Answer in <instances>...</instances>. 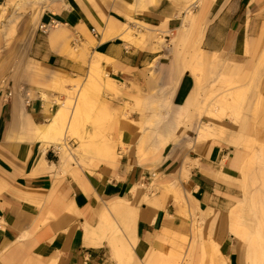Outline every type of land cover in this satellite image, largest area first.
<instances>
[{
  "label": "crops",
  "instance_id": "obj_1",
  "mask_svg": "<svg viewBox=\"0 0 264 264\" xmlns=\"http://www.w3.org/2000/svg\"><path fill=\"white\" fill-rule=\"evenodd\" d=\"M97 1L100 11L88 3L83 8L67 0L56 15L43 16L41 24L64 25L67 41L51 44L49 33L45 34L35 47L36 70L0 81V264H48L51 260L117 264L106 244H85L84 226L97 225L100 205L122 198L138 211L131 264H145L148 254L173 250L160 239L164 230L191 243L200 238L198 225L203 226L205 239L220 243L223 258H218L219 263L245 264L243 245L228 234L222 221L253 190L249 177L258 167L251 166V149L253 143L264 145V69L246 92L237 120L211 119L206 116L210 106L206 100L212 81L204 74L193 106L186 112L179 110L196 88L195 75L184 71L188 60L182 52L199 46L216 55L215 62L238 64L250 72L263 47L257 37L264 23L263 0H201L195 5L194 0H157L155 4L146 0L144 8L135 6L136 0ZM5 2L0 0V25ZM191 13L196 23L178 54L180 44L172 43V38ZM129 16L141 25L135 30L147 34L145 44L128 43L107 31L110 18L115 25H123ZM249 42L254 45L247 56ZM95 60L120 91L105 99L118 113L110 137L121 158L116 164L94 158L64 169L54 147L46 148L28 135V119L36 125L48 123L59 109L56 100L66 96L55 90L54 83L72 81L65 85L68 90L75 82L85 84ZM8 93L12 95L5 100ZM126 103L130 106L127 120L122 118ZM150 122L155 134L142 155L139 147ZM203 124L216 128L214 138L199 139ZM160 135L170 136V141L153 151ZM245 175L246 186H238L235 181ZM141 184L145 188L134 199L131 191ZM169 184L179 188L177 198L164 194ZM146 196L155 198L157 206L145 202ZM210 211L215 219L204 222Z\"/></svg>",
  "mask_w": 264,
  "mask_h": 264
},
{
  "label": "bare ground",
  "instance_id": "obj_2",
  "mask_svg": "<svg viewBox=\"0 0 264 264\" xmlns=\"http://www.w3.org/2000/svg\"><path fill=\"white\" fill-rule=\"evenodd\" d=\"M45 0H6L5 5L1 8V26L0 32L2 36H8L13 30L14 16H10L5 19V15L10 7L16 5V10H19L21 6L25 4H33L37 6L34 10V19L39 21L45 12H51L57 14L67 4V0H48L50 5L42 6ZM85 8V3L92 5L95 9L100 11L99 3L97 0H75ZM201 0H194L192 3ZM260 1V0H255ZM146 0H136L135 6L139 5L144 8ZM157 0H150L149 3L155 4ZM18 3V4H17ZM206 4H202L204 10ZM130 8L134 6L130 5ZM185 22L184 27L178 30L172 38V43L175 45L180 44L178 54L181 53L185 43L191 37L192 28L196 23V17L190 14ZM104 18V17H103ZM128 22L126 24L115 25L114 19L110 18L108 25V32L112 35H120L121 39L128 43L145 44L147 40V34L141 31H136L135 26H141L140 23L135 21L131 16L127 17ZM136 32L138 37L135 36ZM205 27L202 29L200 36L197 40V45L200 44V37L203 36ZM49 33V39L51 44L65 42L68 39L69 33L59 22L55 25L49 26L46 34ZM163 40H160L162 42ZM254 44L252 42L247 43L246 55L250 56L251 48ZM187 65L184 71L192 72L196 77V88L191 94L187 104L184 108L179 109L180 112H186L187 108L193 106L196 98L199 95L202 84V65L214 64V56H210L199 46H194L189 52ZM100 58V57H99ZM215 65V64H214ZM259 62L253 70L244 71L241 66L234 64L232 67H225L219 75V80L227 83H233L232 78H240L246 81L245 85L237 86L234 89L223 90L220 82L217 81L216 88L211 92L212 96L217 95L216 105L209 106L206 116L211 119L221 120L223 118H234L237 120L240 116L241 109L244 103L246 92L252 90L255 84V78L258 76ZM231 78V79H230ZM72 84L69 80H59L54 83L55 90H59L65 93L66 98L63 102L59 99L56 100V104L59 105V109L51 116L50 121L44 125H36L28 119V135L32 136L36 140L41 141L46 148L54 147L57 151L61 167L64 169L70 167H78L81 164H85L86 160L92 161L93 159H100L109 164H116L121 158L117 154L116 143L110 137V130L117 120V112L112 111L109 102L105 99L109 94L119 95L120 91L116 85V82L109 78V76L100 69L99 60H95L92 63L91 73L85 84L75 82L74 87L69 90L65 88V85ZM219 85V86H218ZM73 86V85H72ZM72 89V90H71ZM108 93V94H107ZM45 100H49L46 95H43ZM130 106L126 103L123 109L122 118L127 120L129 117ZM181 115L179 114V119ZM142 128V127H141ZM92 129V130H91ZM143 129V128H142ZM154 123H148V132L143 135L139 151L142 155H146L145 148L150 142V139L155 134ZM216 128L212 124H203L199 131V139L206 140L215 137ZM222 132V131H221ZM75 141L77 147L72 148L70 142ZM170 141V136H159V142L157 148H164ZM125 149V148H124ZM253 158L264 159V145L259 143H253ZM184 175L187 171L184 170ZM248 180L247 175L243 177V180H236V184L241 187L246 186ZM145 185L141 184L135 186L131 195L134 199H137L141 190H144ZM85 192L86 189H85ZM179 188L174 184L166 186L164 191L165 195H173L175 198L179 195ZM145 202L152 206H157L154 200H150L149 197H144ZM251 208L254 210V214L257 217L255 222L256 230L254 232L249 231L246 227L242 226L241 219L239 218V209L243 207V202L236 206L222 221V227L228 230V234L236 240L246 242L250 249L249 255L251 263L256 260L255 252L260 253V264H264V197H256V200H251ZM259 214V217H258ZM98 219L97 225L86 224L85 229V244L87 246L101 247L104 244L111 250L114 259L117 264H131L134 259V246L137 238L135 233V227L138 220V211L134 207L133 203L126 198L110 201L107 204H102L96 211ZM215 219V215L210 211L204 217V222H211ZM120 220V222H119ZM201 234V227L198 230ZM197 235V233H196ZM163 242L169 243L173 250L170 253H150L147 256L145 264H195V249H187L184 247L186 243L190 241L184 236L173 235L169 231L164 230L163 235L160 238ZM195 241V239H194ZM201 261L199 264H224L216 262V258H223L220 243L216 241H210L209 247L202 246ZM199 253V252H198ZM48 264H57V260H51ZM253 264V263H252Z\"/></svg>",
  "mask_w": 264,
  "mask_h": 264
},
{
  "label": "rangeland",
  "instance_id": "obj_3",
  "mask_svg": "<svg viewBox=\"0 0 264 264\" xmlns=\"http://www.w3.org/2000/svg\"><path fill=\"white\" fill-rule=\"evenodd\" d=\"M50 3L51 2H49L48 0H45L42 6L44 7L48 6L50 5ZM15 6L16 5H13L12 7L9 8L11 12L8 16L9 18L10 16L15 15L14 16L15 24L13 25V30H11L10 34L7 37L2 36L0 32V81H3L7 77V75L18 74L21 71L30 72L36 70V63L34 61L35 47L39 41V38L45 35L44 33L41 32L40 29L42 25H45V22L41 24V19L48 12H45L39 21H36L34 19V10L37 6H34L33 4H25L24 6L22 5L19 10H16ZM261 8H262V14H264V0L261 4ZM256 16L258 17V15ZM263 19H264V15H263ZM257 37L259 38V40H261V44L263 47L261 49V53L258 61V63L261 62V66L259 67V73L258 76L255 78V81L259 77V74L261 72L260 70L264 69V23L262 30L258 32ZM189 52L190 51L182 52L184 56H186V59H188L189 57L188 56ZM214 58H215L214 64L215 63L216 64L214 65L211 63L210 66L209 63L204 64L202 65V71H201L202 74H204V76L206 75L213 82V83L211 82V91H213L216 88L215 85L217 81L220 82L219 85L221 87L223 86L222 88L224 91L228 89L229 90L234 89L237 86L239 87L245 85L246 81L244 79L235 78V77L232 79L230 78L231 80H233V83H227L224 81L222 85V81L219 80L220 78L219 75H221V73H226V71L222 72V70L226 66L229 68L232 67L234 64L229 62L218 63L215 62L217 61L216 55H214ZM65 98L66 96L63 98V100L60 101L63 102ZM216 100H217V95L212 96L210 93L209 97L206 100V104L212 107V105L214 104L216 105ZM69 144L70 146H72L71 143ZM72 148H74V146H72ZM251 166L253 168L258 167V169L255 172H251V176L249 177V179H252L251 186L253 190L251 194H249V196L248 193H246L245 200L243 203L244 205L241 210L239 209L238 213H239V218L241 219L242 226L246 227L249 231L254 232L256 230L255 222L257 221L256 220L257 217L254 214V210L251 208V203H252L251 200L253 199L256 200L257 196L264 197V159L262 160V159L252 158ZM245 209L246 212H244ZM200 227L201 225H198L197 228L200 229ZM201 229L202 231L199 239H195V241L193 239L189 247H187L189 243H186L187 246L186 244L184 245V247H186L188 250L189 249L196 250L195 259H194L195 264H199V262L201 261L202 255L200 251L202 250V246L208 248L210 243L207 239L203 237L204 234L203 226L201 227ZM188 241L190 240L188 239ZM240 242L241 245H243V249L245 252V257H244L245 264H252V263L260 264L259 263L260 253L258 252V250L257 252H255L256 260L251 263V258L249 255L250 249L248 248V245L246 244V242H243V240ZM216 262H218V258H216ZM207 264H210V261L209 263L207 262Z\"/></svg>",
  "mask_w": 264,
  "mask_h": 264
},
{
  "label": "built area",
  "instance_id": "obj_4",
  "mask_svg": "<svg viewBox=\"0 0 264 264\" xmlns=\"http://www.w3.org/2000/svg\"><path fill=\"white\" fill-rule=\"evenodd\" d=\"M55 23H56V22L53 21L51 24H47V25L45 24V25H42L41 28H40V29H41V32L44 33V34H46V32H47V30H48V27H49V26H53V25H55ZM11 95H12L11 93H8V94L5 96V100L9 99V97H11Z\"/></svg>",
  "mask_w": 264,
  "mask_h": 264
}]
</instances>
